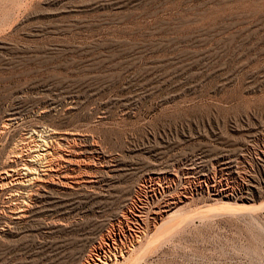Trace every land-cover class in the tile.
Here are the masks:
<instances>
[{"label":"rangeland","instance_id":"obj_1","mask_svg":"<svg viewBox=\"0 0 264 264\" xmlns=\"http://www.w3.org/2000/svg\"><path fill=\"white\" fill-rule=\"evenodd\" d=\"M48 130L0 264H264V0H0V167Z\"/></svg>","mask_w":264,"mask_h":264},{"label":"bare ground","instance_id":"obj_2","mask_svg":"<svg viewBox=\"0 0 264 264\" xmlns=\"http://www.w3.org/2000/svg\"><path fill=\"white\" fill-rule=\"evenodd\" d=\"M48 131H49V133H47L46 137H50L51 140L53 141V143L51 145H48L49 142L44 140V139H42L40 141L41 145L43 146L42 147L43 151L41 153H39L37 155L36 154L35 155L26 154V155H28V158L26 157V160H24L20 164H16L15 165L16 168H14V165L12 164V163L16 162L14 160L15 158L13 160H8L9 159L8 158V159H6L8 162H4V163L1 164V167H0V184H1V186H3V187L5 186L6 187L5 189H7V191L9 192L8 194L13 195L20 202H23L22 201L23 198H25L27 195L30 196V194L33 191H38L40 188L45 186L44 184H46L48 182V179L45 176L49 175V173H50V171L52 169V159L49 157L50 156V152H52L53 154H57V156L60 157L61 159L65 160V162H67V163L69 162L67 153L61 152V148L59 146L60 142L58 140H66L67 136L70 135V134H67V132L58 131V130H48ZM28 138H30V137H28ZM19 140H21V138ZM17 143H18V141H17ZM18 144H20V143H18ZM15 146H16V144H15ZM14 149H16V148H14ZM14 149H12V150H14ZM10 151H11V149H10ZM9 154H11V152ZM11 155L13 156V154H11ZM33 162H35V164L39 163V165H34ZM22 170L26 171V173L25 174L21 173ZM14 172H17L16 175L13 174ZM8 178L9 179L11 178V180L13 178L12 182H14L13 184H10L9 186H7V182H6ZM8 183H10L9 180H8ZM224 202L225 203L227 202L228 204L231 203L230 201L229 202L228 201H224ZM236 204H241L242 205V204H246V203L237 202ZM19 206H22V205H19ZM9 207L10 206H8V209H9ZM221 208H223V207H221ZM21 216H23V215H21L17 210L14 211L13 208H12V210L9 211V214H7L5 216V218L7 220H9L10 222H17V220ZM2 218H4V217H2ZM6 219H5V221H6Z\"/></svg>","mask_w":264,"mask_h":264},{"label":"built area","instance_id":"obj_3","mask_svg":"<svg viewBox=\"0 0 264 264\" xmlns=\"http://www.w3.org/2000/svg\"><path fill=\"white\" fill-rule=\"evenodd\" d=\"M233 193H234V191H233L232 188H230V187L227 188V187H224V186L220 187V190L218 192L219 195H231Z\"/></svg>","mask_w":264,"mask_h":264}]
</instances>
